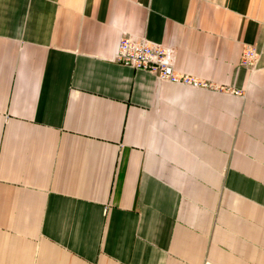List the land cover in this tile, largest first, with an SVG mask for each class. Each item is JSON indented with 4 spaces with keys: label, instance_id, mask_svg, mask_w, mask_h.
I'll return each instance as SVG.
<instances>
[{
    "label": "crops",
    "instance_id": "0c3cea01",
    "mask_svg": "<svg viewBox=\"0 0 264 264\" xmlns=\"http://www.w3.org/2000/svg\"><path fill=\"white\" fill-rule=\"evenodd\" d=\"M0 264H264V0H0Z\"/></svg>",
    "mask_w": 264,
    "mask_h": 264
},
{
    "label": "built area",
    "instance_id": "2783aa9c",
    "mask_svg": "<svg viewBox=\"0 0 264 264\" xmlns=\"http://www.w3.org/2000/svg\"><path fill=\"white\" fill-rule=\"evenodd\" d=\"M260 52L255 46L248 45L242 50L240 65L254 69L259 61ZM118 63L134 69L153 73L160 81H167L192 88H211L206 81L199 80L175 70L170 49L155 44L146 38L137 39L124 36L120 39L116 53Z\"/></svg>",
    "mask_w": 264,
    "mask_h": 264
}]
</instances>
